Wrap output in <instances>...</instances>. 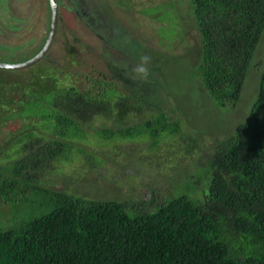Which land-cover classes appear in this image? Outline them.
I'll return each mask as SVG.
<instances>
[{"label": "trees", "instance_id": "16d2710c", "mask_svg": "<svg viewBox=\"0 0 264 264\" xmlns=\"http://www.w3.org/2000/svg\"><path fill=\"white\" fill-rule=\"evenodd\" d=\"M189 3L202 41L197 72L203 89L218 107H235L264 36V0ZM116 31L134 47L133 57L117 64L119 78L114 75L126 81L124 89L91 77L88 88L61 85L53 68L11 82L20 95L12 103L48 122L54 136L46 140L23 132L18 138L23 156L0 166V201L14 204L32 189L16 208L36 205L28 217L0 226V264H264V67L247 117L217 142L180 194L148 209L144 202L88 200L39 185L36 173L68 160L75 148L72 138L84 135L92 121L114 115L116 127L97 131L107 141L149 134L154 143L166 132L180 131L178 120L172 122L163 111L137 124H121L134 110L144 112L152 104L140 101L137 92L124 93H129L127 81L132 87L142 82L131 76L146 55L145 43L128 28ZM110 44L125 55L119 43Z\"/></svg>", "mask_w": 264, "mask_h": 264}, {"label": "rangeland", "instance_id": "374dc122", "mask_svg": "<svg viewBox=\"0 0 264 264\" xmlns=\"http://www.w3.org/2000/svg\"><path fill=\"white\" fill-rule=\"evenodd\" d=\"M60 1L58 32L46 58L28 71H0L3 82L0 84V166L23 156L18 151L21 146L18 138L23 132L32 131L34 137L43 136L46 140L54 136L48 122L12 103L20 95L11 82L32 76L31 72L45 74L53 68L61 85L66 82L88 88L87 78L91 77L113 80L124 89L126 81L118 79L122 69L117 64L125 60L124 56L131 59L134 47L118 39L120 34L118 37L116 30L128 28L130 35L145 43L142 52L151 61L147 65L148 79L135 87L131 86V80L127 81L129 93L126 90L124 93L131 97V93L137 92L140 101L149 100L152 105L144 112L134 110L121 124H137L163 111L172 122L178 120L180 131L166 132L154 143L149 134L126 141H107L97 131L116 127L114 115L95 120L84 128V135L72 138L75 148L68 160L36 173V179L41 186L88 200H131L144 202L148 209L172 194H180L187 178L206 165L217 142L235 133L250 112L264 67V36L241 101L235 107L221 108L209 98L197 72L202 41L189 0ZM1 5L0 61L26 60L47 37L48 0H10ZM70 5L74 6L70 8ZM23 8L24 14L20 11ZM110 43H119L125 55L115 52ZM116 74L118 78L114 77ZM31 192L32 189L25 190L20 194L22 198L11 205L0 201L1 228L21 221L36 210L35 204L27 202L16 208Z\"/></svg>", "mask_w": 264, "mask_h": 264}, {"label": "water", "instance_id": "95a60500", "mask_svg": "<svg viewBox=\"0 0 264 264\" xmlns=\"http://www.w3.org/2000/svg\"><path fill=\"white\" fill-rule=\"evenodd\" d=\"M48 3L50 8V27L44 44L38 49V51H36L33 56L27 58L26 60L19 62L0 61V69L11 71L25 70L39 63L47 55L57 35L59 24L58 0H48Z\"/></svg>", "mask_w": 264, "mask_h": 264}, {"label": "clouds", "instance_id": "9594fccd", "mask_svg": "<svg viewBox=\"0 0 264 264\" xmlns=\"http://www.w3.org/2000/svg\"><path fill=\"white\" fill-rule=\"evenodd\" d=\"M150 61H151V58L149 56H146V55L141 56L140 62L136 64L132 69L133 75L131 76V78L133 80H137V79L141 81L147 80L150 75L149 68L147 67V65L150 63Z\"/></svg>", "mask_w": 264, "mask_h": 264}, {"label": "flooded vegetation", "instance_id": "af4514ba", "mask_svg": "<svg viewBox=\"0 0 264 264\" xmlns=\"http://www.w3.org/2000/svg\"><path fill=\"white\" fill-rule=\"evenodd\" d=\"M7 1H8V3H9L10 0H5V1L0 0V8L3 7V5H1L2 2H3V3H6ZM58 4H59V9H60V8H61V1H60V0H58ZM11 6H12V5H11ZM73 6H74V5H73ZM73 6L70 5V8L73 7ZM13 8H14V7H13ZM8 9H9V6H8ZM20 11H21L22 14H24V13L26 12V10H24V8H23V10H20ZM59 17H60V13H59ZM26 19H27V18L24 17V21L27 22ZM24 21H23V22H24ZM28 22H29V21H28ZM28 22H27V23H28ZM49 27H50V26H49ZM49 27H46V30H45L46 32L49 31ZM57 32H58V31H57ZM47 35H48V33H47ZM46 38H47V37H46ZM53 43H54V42H53ZM51 47H52V46H51ZM47 54H48V53H47ZM46 56H47V55H46ZM46 56H45L42 60H44V59L46 58ZM6 58H9V57H6ZM42 60H41V61H42ZM41 61H40V62H41Z\"/></svg>", "mask_w": 264, "mask_h": 264}]
</instances>
